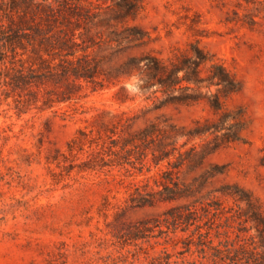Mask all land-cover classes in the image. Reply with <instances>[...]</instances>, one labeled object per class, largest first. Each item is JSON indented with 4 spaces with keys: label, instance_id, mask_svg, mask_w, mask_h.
Returning a JSON list of instances; mask_svg holds the SVG:
<instances>
[{
    "label": "rangeland",
    "instance_id": "1",
    "mask_svg": "<svg viewBox=\"0 0 264 264\" xmlns=\"http://www.w3.org/2000/svg\"><path fill=\"white\" fill-rule=\"evenodd\" d=\"M141 1L124 22L142 35L115 41L113 0H0V264H154L190 239L264 241V0ZM193 43L240 81L224 108L242 138L210 151L192 146L214 134H185L174 150L157 133L121 149L151 123L188 133L216 118L206 101L163 104L127 66ZM81 129L96 141L80 148Z\"/></svg>",
    "mask_w": 264,
    "mask_h": 264
},
{
    "label": "trees",
    "instance_id": "2",
    "mask_svg": "<svg viewBox=\"0 0 264 264\" xmlns=\"http://www.w3.org/2000/svg\"><path fill=\"white\" fill-rule=\"evenodd\" d=\"M115 8L119 11V21L123 22V29L111 30L110 40L121 41L125 38L138 37L142 32L136 26L125 25L124 20L136 15L142 8L141 0H113ZM110 5V4H109ZM99 8V6H96ZM97 11L91 12L92 16ZM72 42V41H71ZM74 54V52H70ZM129 70L137 73L141 79V89L144 92L153 93L160 99L159 93L164 97L163 104H194L206 101L216 115L215 119H197L195 125L188 133H184L177 124L170 123L161 126L158 123H151L139 132L132 133L123 139L121 149L130 150L138 140H143L151 135L162 133L172 138L174 150H178L175 141L185 134L188 136H201L206 139L214 134L213 143L207 140L204 143H195L192 148L196 149L199 144L203 150L209 148L214 151L221 145H225L242 138L241 129L243 122L237 112L227 111L224 108V97L241 88L240 81L234 73L215 54L206 51L198 44H191L187 50L174 51L172 55L163 57L154 53H145L141 56L130 57L127 63ZM84 137L81 140L80 148L86 143L93 144L96 140L89 137L85 129L80 130ZM69 143V149L76 148V140ZM221 139V141H219ZM213 143V144H211ZM119 143H113L114 146ZM165 152V151H164ZM167 152V151H166ZM179 153H182L179 151ZM171 153H163L159 160L168 158ZM155 156H159L155 154ZM254 218L264 225V217L255 213ZM262 226V225H261ZM259 235L264 240V227H258ZM254 238V236H253ZM262 241V240H261ZM264 242V241H262ZM252 239L249 245H230L223 242L215 244L208 239L188 240L181 255L174 258L173 254L167 251L154 264H205L207 259H212L214 264H264V243ZM195 246V247H194Z\"/></svg>",
    "mask_w": 264,
    "mask_h": 264
}]
</instances>
